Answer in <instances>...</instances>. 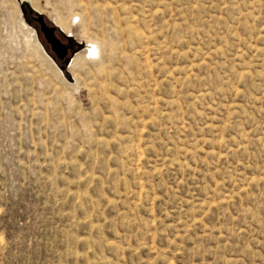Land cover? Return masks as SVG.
I'll return each instance as SVG.
<instances>
[{
    "label": "rangeland",
    "instance_id": "obj_1",
    "mask_svg": "<svg viewBox=\"0 0 264 264\" xmlns=\"http://www.w3.org/2000/svg\"><path fill=\"white\" fill-rule=\"evenodd\" d=\"M6 149L31 199L0 179V264L261 260L264 0H0Z\"/></svg>",
    "mask_w": 264,
    "mask_h": 264
},
{
    "label": "snow or ice",
    "instance_id": "obj_2",
    "mask_svg": "<svg viewBox=\"0 0 264 264\" xmlns=\"http://www.w3.org/2000/svg\"><path fill=\"white\" fill-rule=\"evenodd\" d=\"M95 48V45L91 46ZM90 55H95V52L89 53ZM13 125H11V121H9L8 126H5L2 131V135L5 143L8 141V137L12 134ZM15 136H13V140ZM15 147V145H13ZM24 151L23 148L19 149V152L22 154ZM3 172H0V179H3L6 185L9 187L5 188L6 192L22 194L21 202L28 203L31 199V191H30V176L27 173V165L24 164L23 160L16 159V153L10 152L7 149L5 150L4 158H3ZM9 172L12 173L14 179L9 180ZM22 173H25L22 175ZM6 208H0V212L5 211ZM37 241L35 238H30V235L25 234L18 239V246L21 251L34 252L36 250ZM31 246V247H26ZM43 247L42 245L40 246ZM261 252L264 253V248L261 249ZM241 259H246V257H241ZM177 264H201L200 262V252L195 249H185L181 253L176 256ZM248 264H264V258L259 261L252 262L248 261Z\"/></svg>",
    "mask_w": 264,
    "mask_h": 264
},
{
    "label": "water",
    "instance_id": "obj_3",
    "mask_svg": "<svg viewBox=\"0 0 264 264\" xmlns=\"http://www.w3.org/2000/svg\"><path fill=\"white\" fill-rule=\"evenodd\" d=\"M27 8L32 11V7L29 4H27ZM26 11L27 9H24V12ZM33 18L38 21L40 30L43 32L47 42L51 45V48L55 52L56 56L59 59H64L65 64L58 65L62 72H64L66 70V64L69 58H66V55L68 54V45L62 41V39L57 34V31L62 32V30L55 24H48L45 16L38 11H36V14L33 16ZM64 35L69 43H73L75 41L72 36L67 34Z\"/></svg>",
    "mask_w": 264,
    "mask_h": 264
},
{
    "label": "flooded vegetation",
    "instance_id": "obj_4",
    "mask_svg": "<svg viewBox=\"0 0 264 264\" xmlns=\"http://www.w3.org/2000/svg\"><path fill=\"white\" fill-rule=\"evenodd\" d=\"M34 16V15H33ZM33 16L31 15V17L33 18ZM33 21H35V22H37L38 23V21H36L34 18H33ZM47 23L48 24H50L48 21H47ZM39 24V23H38ZM51 25V24H50ZM40 26V25H39ZM62 41H64L67 45H68V53L70 52V47H71V45H72V43H69L68 42V40L65 38V40L64 39H62ZM66 57H67V55H66ZM61 60H64V59H61Z\"/></svg>",
    "mask_w": 264,
    "mask_h": 264
},
{
    "label": "bare ground",
    "instance_id": "obj_5",
    "mask_svg": "<svg viewBox=\"0 0 264 264\" xmlns=\"http://www.w3.org/2000/svg\"><path fill=\"white\" fill-rule=\"evenodd\" d=\"M91 47V46H90ZM59 67V66H58ZM60 69V68H59ZM61 70V69H60ZM62 71V70H61ZM64 73V72H63ZM64 76L66 79H71L70 77H67L66 74L64 73Z\"/></svg>",
    "mask_w": 264,
    "mask_h": 264
}]
</instances>
